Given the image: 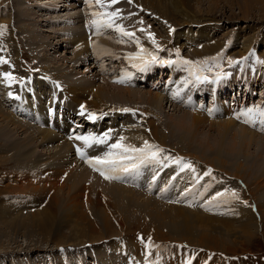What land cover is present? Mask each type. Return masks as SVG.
<instances>
[{"label":"rangeland","instance_id":"1","mask_svg":"<svg viewBox=\"0 0 264 264\" xmlns=\"http://www.w3.org/2000/svg\"><path fill=\"white\" fill-rule=\"evenodd\" d=\"M183 1L184 3H181V0L178 2L177 0H145L147 5L145 7L143 4L138 5L134 3V0L131 3L129 0H118V3L107 7L110 4V0H103L106 7L101 8L95 4V0H92V6H90L89 0H0V25L6 26L3 35H0V57H5L4 50L12 51L9 53L10 57L8 59L11 60V64L12 61L15 63V69H17L14 72L11 69L6 71L11 72L15 76L14 81L10 85L4 79L0 80V108L8 113L18 114L19 117H22L20 118L22 119L21 121L26 123L29 129L15 128L17 133L14 137L19 142L29 141L26 143L29 155L30 153L34 154L31 156L34 161L29 166L23 167L19 164L18 160L10 158L11 152L0 151V189L9 184L11 186L10 189L13 191H3L0 193V209L6 212L4 216L2 214L0 217V264H186L189 259H191V264H264V215L262 216L256 208L257 204H263L264 208V202L260 203L261 200L257 199L262 196L264 197V188L259 189L257 185L256 190L252 189L254 198L258 200L255 205V200L250 196L251 192H246L248 185L245 184L242 178L238 181L235 176H232L233 181H228L229 176L225 177V174L220 171V167H224L228 173L235 172L237 167H235L236 164L234 162H236L235 157H237L243 163V167L237 168V171L242 176H248L247 180L249 183H252L254 175L251 174V171H256V168L259 166L254 160L255 153H252L254 147L248 149L247 145H242L241 131L238 134H232L234 133L232 131L227 133L221 142L222 139L218 135L220 127L218 125L211 126V123L218 124L219 120L227 119L228 117H225V114H228L226 116H229V118L231 116L235 117L237 114L236 108L237 106L241 107L240 103H242L240 100H238L239 105L236 103V89L241 96H249L248 102L242 104L243 107L238 113L244 112L249 108H256L257 106L264 108V99L260 91H264V63H257V60L264 61V0ZM65 2L67 5L71 3L73 5L67 7L68 10L54 7V5L66 4ZM80 4L83 5L80 6ZM174 6H179L183 10L172 8ZM80 8L84 10L82 13ZM93 9L95 11L101 10V12L118 11L120 22L117 25L123 26L124 30L128 32H135V34L143 33L144 40L146 41H150L147 33H153L155 39L163 49L162 51H158L157 54L164 60H209L210 65L218 62L221 65V69L214 68L213 72L204 73L209 76L210 82L200 84L189 83V85H185L184 81L186 79L192 80L193 78L189 76L187 66L180 63L171 65L154 64L146 71L141 72L131 66L129 60L126 58L127 56L125 57V53L116 51L114 56H111L109 52L102 50L101 44L98 54H96V47H93L95 49L94 54L91 51L77 54V44L79 43L72 39L73 36L78 34L77 30H81L82 34H84V27L86 26L83 23H87V27L92 31L97 29L92 23L95 19L92 15ZM134 11L135 13L138 11L137 15H133ZM75 19L78 20L76 21ZM196 23L198 24L194 26ZM9 24L13 26L12 31L9 30L11 29ZM141 28L146 31L141 32ZM174 28L177 29L174 30ZM65 32H68L69 35H66ZM102 34L113 43L112 48L120 46L124 48L121 50H134L133 44L128 38L122 37L121 33L115 29L109 32L108 28L105 27ZM6 35H8L10 43L6 41ZM34 35L38 39L36 40V45L34 44ZM96 35L98 36L99 34L97 33ZM91 37L89 34L86 38L91 39ZM101 38L103 37L96 39V41L100 42L103 40ZM121 39L125 42L120 43ZM45 41H48V46H45ZM115 42L118 44H115ZM44 46L46 51H43L45 53L41 55V48L43 49ZM35 50L39 53L31 52H35ZM150 51L156 52L154 45H151ZM177 53H179V56H177ZM36 54L37 59L38 55L43 56L42 59H38L39 64L33 61V56ZM100 54L104 55L101 59L103 60L102 62L98 57ZM94 55L97 56L94 57ZM213 57H217V61H211L210 58ZM229 59L240 61V63L229 65ZM101 63L104 65H101ZM34 65L37 66L36 69ZM219 70H223L229 75L218 82H211L214 79V72ZM58 71L61 75L56 74ZM34 79L37 83L33 87L28 86L31 85ZM119 79H123V82H117L120 81ZM69 82L70 85L80 84L82 87L93 82L97 87L121 86L124 90L120 93H126L127 95L119 94V96H126H120L121 98L118 96L123 106L120 105L122 103L118 102L117 97L115 98L116 102L115 99L110 98L111 96L105 97L106 101L102 99V102L109 103V105L112 103V107H117L115 109H118L119 106V111H110L107 107L102 108L103 106L99 109H93L87 106V100L76 94V92L70 91L69 93L65 92L59 95L62 91L60 86L63 83L66 86ZM180 87L183 91L178 94V97L172 96V94L177 93L178 89L181 90ZM7 88L8 90L6 91ZM246 88L247 90L244 91ZM227 89L229 96L232 95L230 103L227 99L222 100V97H227L228 95V93H225ZM40 90L44 92L36 93L34 94L36 97H33L32 92H40ZM90 90L92 91V88ZM127 90H135L137 93L130 94ZM171 91H174V93ZM160 92L164 98L160 106L161 109L158 110V107H156V114H149L151 108L150 99L156 93L160 94ZM127 96L132 100L129 97L127 98ZM91 97L89 96V98ZM207 97H210L208 106L206 102ZM145 98L147 99L145 100ZM190 98L191 101L187 103V99L190 100ZM237 98L240 99L239 96ZM60 99L64 100V102H59ZM25 100L31 101L36 107L38 114L41 113V108L34 103L42 104L44 107L42 112L44 114L53 112L56 104V110L58 113L61 112V114H58L55 119H50L51 116L47 114V117L41 121L47 123L48 120H51L50 125L56 129L61 126V123L64 124L66 122L69 129V126L77 125L80 120L82 124V119H86L88 122L86 121L83 124L86 127H77L73 131H70L69 133H73L69 134L68 137L70 138L75 139L76 136H84L90 133L100 136L109 129L118 130L116 136L111 135L112 138L107 144H94L96 146L94 155L85 150L87 148L85 144H76L81 142V140L73 143L69 156L67 159L64 158L68 163L63 168L64 170L71 171L70 161L75 163L77 161V168L80 169L89 167L88 164L84 163L86 160L81 158L76 152L77 148L81 149L87 157L102 156L109 150V144L115 143L123 132H129L133 126L137 124L142 125L143 123L144 126L150 127L152 125L150 121L159 123L163 121L161 123L162 126L156 130V135L160 142L154 143L151 141L149 143L157 145L164 150L160 154L162 158L172 157L174 159L179 156V153L184 154L187 156V159L184 158V161L190 162L195 171L192 172L190 169H185L181 172L179 165L167 159H164V163L162 164L152 163L144 165L139 169L138 173L122 175H131L128 178H134L139 173L144 174L138 177V182L135 179V181L128 179L130 181L127 183L120 179H106L108 180L106 181L98 171H95L98 173V176L93 178V180L85 178L86 182L98 185V190L100 192L104 190L102 192L104 194L107 192L109 195H113L116 199L115 205L109 209H104L102 206L108 212L104 211L105 215L103 214L102 218H100V210L97 209V205L87 202L88 199L86 198L91 193L90 189L78 188L85 190V192L81 194L80 191L76 195L74 193L71 195H74L73 197H68L67 194L69 193H66V191H60V194L53 202L55 203L52 209L53 212L47 213L51 222L52 220L54 221L51 229H39L32 223V221L36 222L34 220L36 213L34 212L37 209V211H42V213L37 214L41 216L46 215L43 213V210L49 206L47 202L51 196L47 193L48 189L44 191L42 187L52 183L48 178L50 176L46 175L50 172V167L47 166L58 163L62 145H59L61 142L57 141L33 138L31 134L32 130L39 128L41 130L46 127L37 121L36 123H34L35 121H30L29 110L26 105L28 102L25 103ZM219 101H223L224 103H219ZM124 103L126 106H124ZM215 103H218V106L212 110V106ZM219 104L223 110L219 107ZM233 104L234 106L237 105L235 110L230 108ZM81 105H84L88 112H95L99 118L89 120L87 113L81 115ZM122 107L131 111L124 112L120 109ZM217 109L219 111L215 112ZM182 110H187L186 112L190 115H194L196 111L200 110L208 118L207 123L203 122L206 125H203L204 127H201L192 137L186 132H184L183 136L180 131V124H187V127L190 123L192 124L189 114L180 118ZM158 112H161V114ZM35 116L37 117V115ZM114 118L115 121L118 120L119 122L114 125H105L106 122L109 123ZM157 118L158 120H155ZM0 119L3 121L2 118ZM130 119L132 120L130 121ZM141 119H145V121L142 122ZM246 119L248 117L240 114L237 124L241 125ZM254 119L255 123L253 125L244 124L250 127L256 124L253 127V131L258 134L256 135L258 136L256 140H259L264 136V126L260 124L258 115H255ZM95 121L103 123L102 126L100 125V129L95 124ZM31 124H33V127H31ZM259 124L263 129H260ZM4 125L0 121V127ZM94 125L98 129L94 128L89 133V127L91 128ZM10 128L14 129V126ZM173 128L175 134L169 137L168 134L172 133L171 130ZM255 128H259V130ZM238 129L240 130V128ZM65 131H67V128L60 130L59 134H63ZM189 131L191 132V130ZM35 135L37 136L38 132ZM39 135L42 137L43 133ZM181 139L182 142L184 140V143L187 144L189 148L187 151L181 148L182 146L180 148L177 147ZM163 142L169 145L166 147L170 150L164 149L163 146L166 144H163ZM219 145L225 150L230 148L227 151V153L229 152V156L226 153H222V155L225 154L224 157L215 153L218 151ZM139 146L142 147L143 145ZM208 146H213V148ZM176 148L181 152L178 153ZM210 149L214 150V152ZM246 151L248 152L246 153ZM222 159L227 164H220V160ZM248 161L250 162L248 163ZM214 165L217 166L218 170ZM209 171L210 175H205ZM203 173L204 177H202ZM60 177H64V175H60ZM110 180L112 183H109ZM204 182H209V187H212L211 185L219 186H214L215 188L213 187L209 192L206 191V184ZM256 182L259 184L260 180ZM172 183L174 184L173 186L171 185ZM13 184L19 187L15 189ZM189 184L194 185L188 189L187 186ZM196 184L198 186L202 185L203 188L193 190ZM21 185L26 187L27 193L22 191ZM122 185L123 188L126 186L141 193V196L137 197V201L139 200L138 202L141 204L140 207L138 206V211L130 212L135 205L128 204L125 201L127 198L123 200L117 198L118 195H114V193L117 194L116 191ZM235 187L240 189L242 193L237 196L238 198L243 195V190L246 192V195L244 193L240 199H243V201L244 199L246 201L248 199L247 202L245 201L247 204L235 201L232 197L227 196L230 192L232 193L237 190ZM35 188H38L39 191L35 190ZM225 189L228 192L227 195L212 201V197L217 192L225 191ZM203 190L205 193H203ZM95 191L93 199L96 196ZM187 192L188 194H186ZM25 193L27 194L26 198H24ZM249 197L251 198L249 199ZM152 199L160 202L155 207L159 212L157 214L156 210H153L154 212L152 211V215L150 214V216L149 212H144L143 208L147 200L151 201ZM37 200L39 202L42 201L39 207ZM77 200L79 201L77 204L82 202L79 207L76 206L75 212H71V222L63 215V209H66V204L78 202ZM122 200L123 202H127L124 203L125 205L132 206L130 207V211L127 207V210L123 207ZM39 208L44 209L40 210ZM69 209L71 210L72 206ZM251 210L255 213V216H258L256 217L257 221L253 220L257 225H250V217H246L247 214H251ZM240 211L243 214H247L241 217ZM198 213L203 216V219L197 217ZM55 214L58 215V220L53 219ZM107 216L109 217L107 221L112 227L110 230H115V232L106 230L105 223L101 219L105 218L104 221H106ZM153 217H155L156 221ZM11 219H16V222H21L22 225L18 223L19 226L17 227L8 226L11 225ZM118 221L122 222L124 226ZM224 221H231L229 223L232 225L233 230L226 229ZM156 222L159 225L161 224L160 227L154 225ZM184 222L187 223L189 229L185 238L177 235L181 230H173L172 232L169 227H166L167 225L177 227ZM59 223L60 225H58ZM96 223L99 224L96 225ZM247 223L250 227L245 229ZM78 228H86L87 235L93 239L90 241V238H85L82 233H78ZM154 228L158 232H155ZM160 233H163L164 237ZM204 234L210 238L215 237L218 243H215V239L212 238L208 242H202ZM102 235L104 236L103 238H101ZM70 237H73L76 241L89 240V242L76 244L75 246H72L73 244L59 243L61 240L70 239ZM141 237L143 240H141ZM149 238L153 245L151 248L146 247Z\"/></svg>","mask_w":264,"mask_h":264},{"label":"bare ground","instance_id":"2","mask_svg":"<svg viewBox=\"0 0 264 264\" xmlns=\"http://www.w3.org/2000/svg\"><path fill=\"white\" fill-rule=\"evenodd\" d=\"M147 1H149V0H147ZM179 0H177V2H178ZM49 2V1H48ZM153 2V1H152ZM45 3H47V2H45ZM66 3V2H65ZM123 3H124V1H123ZM134 3H137L138 5H140V4H143V5H145V7H147V5H146V2H145V0H134ZM154 3V2H153ZM162 3V2H161ZM181 3H184V1L183 0H181ZM71 5H73L72 3L71 4H69V5H67V3L66 4H63V5H59V6H57V5H54V7H56V8H62L63 10H68V8L67 7H70ZM104 5H105V3H104ZM128 5V4H127ZM262 6H263V4H261ZM61 6V7H60ZM106 6V5H105ZM172 8H177L178 10H183L182 8H180L179 6H174V7H172ZM105 9H107V8H105ZM173 11V10H172ZM94 12V11H93ZM174 12V11H173ZM88 13V12H87ZM134 14L133 15H137V13H138V11H137V13H135V11L133 12ZM89 14V13H88ZM90 15V14H89ZM71 16H73V15H71ZM75 16V15H74ZM120 16V15H119ZM119 16L115 19V23L116 24H118L120 21H119ZM76 17V16H75ZM178 17V16H177ZM5 18V17H4ZM185 19V18H184ZM76 20V19H75ZM78 20V19H77ZM76 20V21H77ZM182 20V19H181ZM2 21V20H1ZM4 22H5V20H3ZM56 22H58V20H56ZM1 23V22H0ZM8 23V22H7ZM7 23H5V24H7ZM83 24H85V26H87V23H83ZM94 25V24H93ZM146 25V24H145ZM9 26L11 27V29H9V30H11L12 31V25L11 24H9ZM89 26V25H88ZM182 26V25H181ZM103 28V27H102ZM107 28V27H106ZM113 29H115V28H108V30H109V32H112L113 31ZM58 30H59V28H58ZM105 30V27H104V29L102 30L101 29V33H99V35L97 36V35H94V36H90L91 37V39L89 38V39H87L86 38V34L84 35V34H82V31L81 30H77V32H78V34H76L75 36H73V40H75V42H77V43H79V44H77V43H75V44H77V51H76V53L77 54H81V53H84V52H89V51H91L92 52V54H94L95 52V49L93 48V47H96V54H98L99 53V47H100V44L102 45V50H105L106 52H109V54L111 55V56H114V53L116 52V51H122V53H125V57L127 56V54H129V53H136L137 52V49L138 48H135V47H137L136 46V44L134 43V42H131L132 44H133V48H134V50H132V51H129V50H121V49H124V48H122V47H111V46H113V43L108 39H106L107 37L105 36H103V34H102V31H104ZM172 30V29H171ZM79 31H81V32H79ZM107 32V31H106ZM97 33V32H96ZM65 34L66 35H69L68 34V32H65ZM111 34H113V33H111ZM184 35H187V34H184ZM100 37H103V38H101V39H103V40H101L100 42H97L96 41V39H99ZM120 37V36H119ZM136 37H138L139 38V40H140V43H141V45L143 46V47H145V48H147V49H151V45H152V43L150 42V41H146V40H144V34L143 33H138V34H136ZM182 37H185V36H182ZM15 38V37H14ZM6 41L7 42H9V38H8V35H6ZM16 39V38H15ZM33 39H34V44L36 45V40H38L37 38H36V36L34 35V37H33ZM110 39H112V38H110ZM118 39V38H117ZM66 40V39H65ZM64 40V41H65ZM93 41V42H92ZM10 43V42H9ZM45 43V46H48V41H45L44 42ZM117 42H115V44H116ZM130 43V44H131ZM90 44V45H89ZM118 44V43H117ZM131 44V45H132ZM79 45V46H78ZM216 45H217V43H216ZM45 46L43 47V49L41 48V52L42 53H40L41 55L42 54H44L45 52H43V51H46V49H45ZM178 46V45H177ZM32 48V47H31ZM35 48H36V46H35ZM112 48V49H111ZM213 49V48H212ZM4 50V49H3ZM214 50V49H213ZM207 51V50H206ZM4 52H5V57L3 58L4 60H6L7 61V63H5V65H1L0 64V80H3V77H2V74L3 73H5L6 71H8V70H12L13 72L14 71H17V69H15L16 68V65H15V63L12 61V64L10 63L11 62V60L10 59H8L9 57H10V55H9V53L10 52H12V51H6V50H4ZM32 53H36L37 51L35 50V52H33V51H31ZM39 52H37V54H38ZM37 54L36 55H34L33 56V61L34 62H37L38 64H39V60L38 59H42L43 58V56H39L38 55V59H37ZM203 54V53H202ZM108 55V54H107ZM95 56H97V55H94V57ZM204 56V55H203ZM99 60H101L102 59V57H104V55H102V54H100L99 56ZM97 57V58H98ZM199 57V56H198ZM0 58H2V57H0ZM88 59V58H87ZM103 60H101V62H102ZM32 62V61H31ZM101 65H104L103 63H101ZM75 66H77L76 64H75ZM34 67H35V69H36V65H34ZM29 71V70H28ZM33 72V71H32ZM121 72V71H120ZM16 74V73H15ZM56 74H59V75H61V73H59V71L58 72H56ZM15 77V76H14ZM129 77V76H128ZM53 78H54V76H53ZM130 78H131V76H130ZM120 80V79H119ZM128 80H129V78H128ZM125 82V81H124ZM139 82V81H138ZM35 83H37V81L34 79V81H32V83H31V85H28V86H30V87H33L34 85H35ZM128 83V82H127ZM64 84V83H63ZM61 85L60 86V88L62 89V91H61V94L59 93V95H62V93L64 94L65 92H70V91H73V92H76V94H78V95H80L82 98H85V100H87V106H89V107H91V108H93V109H99V108H101L102 106V108H104V107H107V108H109V110L110 111H119V106H118V109H115V108H117V107H112V103L109 105V103H106V102H102V99L103 100H105L104 98L105 97H110L111 99H115L116 97V99H118V96H119V94H126V93H120V92H123V88H121V86H110V87H97V86H95V84H94V82L93 83H90V84H87V85H83V87H82V85H80V84H72V85H70V82H69V84L67 83L66 84V86L65 85ZM181 85V84H180ZM189 85V84H188ZM54 87V86H53ZM92 88V91L90 90V89ZM178 88V87H177ZM83 89V90H82ZM180 89H181V87H180ZM8 90V88L6 89V91ZM48 90H50V89H48ZM130 94H136L137 93V91H131V90H127ZM183 91V89H181V90H179L178 89V91H177V93H174V91L172 92V93H174V94H172V96L174 95V96H176V97H178V94H180L181 92ZM228 91V89L226 90V94L228 93L227 92ZM11 92H12V90H11ZM10 92V93H11ZM41 92H44V91H41L40 90V92H32V95H33V97H36L34 94H38V93H41ZM117 92V93H116ZM124 92H126V91H124ZM221 92H223V91H221ZM18 93H20V92H18ZM45 93H46V91H45ZM140 93H142V92H140ZM144 93V92H143ZM142 93V94H143ZM46 95V94H45ZM127 95V94H126ZM138 95V94H137ZM146 95V94H145ZM171 95V94H170ZM41 96V95H40ZM88 96V97H87ZM89 96H92L91 98H89ZM120 96H125V95H120ZM119 96V97H120ZM151 96V95H150ZM172 96H171V99H172ZM77 97V96H76ZM126 97V96H125ZM124 97V98H125ZM129 96H127V98H128ZM190 97V96H189ZM26 98V97H25ZM38 98V97H37ZM121 98V97H120ZM144 98V97H143ZM88 99H89V101H88ZM116 99H115V102H116ZM129 99L130 100H132L130 97H129ZM139 100H140V98H138ZM147 98H145V100H146ZM149 99H150V97H149ZM209 99H210V97H207L206 98V102H207V106H208V101H209ZM43 100V99H42ZM79 100V99H78ZM84 100V99H83ZM141 100H142V98H141ZM145 100H143V101H145ZM163 100H164V98H163V95L161 94V92H160V94H158V93H156L155 95H153V97H151V99H150V111H149V114L151 113L152 115L154 114H156V110H155V108L156 107H158L157 109L159 110V109H161L160 108V106H161V104H162V102H163ZM106 101V100H105ZM134 101V100H133ZM133 101H132V103H133ZM142 101V102H143ZM191 101V98H190V100H188L187 99V103L188 102H190ZM26 102H28V104H26L27 105V107H28V110H29V116H30V121L32 120V121H35L34 123H36V121L38 122V123H42L43 125H44V127H46V128H43V129H41L40 130V128L39 129H35V130H32V135H33V138H38V139H41V140H50V141H57V142H61L59 145H62L61 146V152H59L60 153V158H59V160H58V163H55L54 165H48L47 167H50L49 169H50V172L48 173V174H46V175H48V176H50V177H48L49 178V180L50 181H52V183L51 184H46V186L45 187H42V188H44V191H46V189H48V191H47V193H48V195H50L51 197H50V199L48 200V202H47V204H49V206L45 209V210H43L42 208H39L40 210H43V213L44 214H46V215H40V214H37V213H42V211H37V209L35 210V212L34 213H36V215L34 216V220H36V222L35 221H32V223L33 224H35L39 229H45V230H49V229H51V227H52V224L54 223V221L52 220V222H51V220H50V217L48 216V212H53L52 211V209L54 208V204L55 203H53L55 200H56V197L60 194V191H66V193H69V194H67V196L69 197V196H71L72 194H74V195H76L77 193H79L80 191H81V194L83 193V192H85V190H80V189H90V191H91V193H90V195H89V197H87L86 199H88V201L87 202H89V204H96L97 205V209H99L100 210V218H102V215L105 213L104 211H106V213L108 212V210H104V209H109L111 206H113V205H115L114 203H116V199L113 197V195H109L107 192H105V194L104 193H102L103 191H99L98 190V188H97V186L98 185H96V184H93L92 182H86L87 180L86 179H89V180H93V178H95L96 176H98L97 174L98 173H96L95 172V170L87 163V162H85L84 161V163H86V164H88V166L89 167H87V168H83V169H80V168H77V161H76V163L75 162H71L70 161V168H71V171H68V170H64L63 168L68 164L67 162H66V160H64V158L65 159H67V157L69 156V154H70V150H71V148H72V145H73V143H75V142H79V140H77V139H74V138H70V137H68L69 136V134H71V133H69L70 131H73L75 128H77V127H79V128H82V127H86V125L84 126L83 124H85L86 123V119H82L83 120V123L81 124L80 122H82L81 120L78 122V124L77 125H75V126H69V129H68V126L66 125V122L63 124V123H61V126L59 127V128H53L51 125H50V121L51 120H48V122L47 123H44V122H41V121H43V119L45 118V117H47V114H49L50 116H51V118L50 119H55L56 118V116H58V114H61V112H59L58 113V111L56 110V104H55V110L53 111V112H47L46 114H44L42 111L44 110L43 108V106H42V104L41 103H34L35 105H38L40 108H41V113L40 114H38V112H37V110H36V107L31 103V101L30 100H25V103ZM30 102V103H29ZM59 102H64V100L62 101V99H60L59 100ZM86 102V101H85ZM113 102V101H112ZM118 102H120L119 101V99H118ZM127 102H128V100H127ZM137 102V101H136ZM135 102V103H136ZM120 103H122V102H120ZM138 104H140L139 102H137ZM219 103H224L223 101H219ZM16 104V103H15ZM24 104V103H23ZM22 104V105H23ZM50 104V103H49ZM117 104H119V103H117ZM128 104V103H127ZM141 104H143V103H141ZM164 104V103H163ZM114 105H115V103H114ZM120 105H122L123 106V103L122 104H120ZM132 105V104H131ZM135 105V104H134ZM198 105H201V104H198ZM15 106V105H14ZM117 106V105H116ZM124 106H126V104L124 103ZM216 106H218V103H215L214 104V106H212V110H214L215 108H216ZM88 107V108H89ZM128 107V106H127ZM90 108V109H91ZM124 107H122V108H120L121 110L123 109ZM153 108V109H152ZM232 110H235V106H234V104L230 107ZM139 109V108H138ZM148 109V108H147ZM221 109H222V107H221ZM223 110V109H222ZM226 110V109H225ZM91 111V110H90ZM94 111H97V110H94ZM187 111V110H186ZM186 111H184V110H182L181 111V113H182V116H180V118H183V116H185V115H187L188 116V114L189 113H187ZM219 110L217 109L215 112H218ZM103 112V111H102ZM148 112V111H147ZM212 112H214V111H212ZM211 112V113H212ZM234 112V111H233ZM158 113H160L161 114V112H158ZM194 113V112H193ZM226 113V112H225ZM35 115H37V117L35 116ZM131 115V114H130ZM213 115V114H212ZM226 115H228V114H225L224 116L225 117H228L227 119H224V120H219L220 122H218V124H214V123H211V126H213V125H218L219 127H220V130L218 129V135H219V137H220V139H222L221 140V142L224 140V138L226 137V134L227 133H229V132H234V133H232V134H238L239 133V131H241L240 132V134H241V138H242V142H243V144L242 145H247V148L248 149H250V148H253L254 147V151H252V153L254 154L255 153V162L256 163H258L259 164V166L256 168L257 170L255 171V170H253V171H255V173H253V171H251L252 173V175H254L253 177L254 178H252L254 181L252 182V183H249V181L247 180V178H249L248 176H245V175H243L242 176V174L240 173V172H238L237 171V168H241V167H243V163L241 162V161H239L238 159H237V157H235L236 158V162H234L235 164H236V166L235 167H237L236 168V171L235 172H227V170H226V168H224V167H220L219 165V167L221 168L220 169V171L223 173V174H225V177L226 176H229L228 177V181L229 180H232L233 179V177L232 176H235L236 178H237V180L239 181V179L240 178H242V180L245 182V184H247L248 185V189H247V193H249L248 191H250L251 192V195L250 196H252V198H253V200H255V205L257 204V202H258V200L257 199H260L261 201H260V203H263L264 202V197L262 198V197H260V198H254V193H253V191H252V189L254 190H256L257 189V185H258V187H259V189H262V188H264V136H262L259 140H256V137H258V136H256V135H258V134H256L253 130V127L256 125H254V126H252V127H250L251 125H253L252 123H248V124H250V126H248V125H246V124H244V123H241V125H238L237 123V121L235 120V117H232L231 115V118H229V116H226ZM258 115V114H257ZM215 116V115H214ZM213 116V117H214ZM85 117V116H84ZM133 117V116H132ZM136 117V116H135ZM189 117H190V120H192V124L190 125L189 123V126L187 127L185 124H180L179 125V127H180V131H181V133H182V135L184 136V132H186L190 137H192L193 135H194V133L195 132H197L198 130H200L201 129V127H204L203 125H206V124H204V123H207L208 121H207V119L208 118H206L203 114H202V112L200 111V110H198V111H196L195 113H194V115H190L189 114ZM216 117V116H215ZM0 118H2L3 119V121L0 119V121L3 123V124H5L4 126H1L0 127V151L2 152H8L9 151V153L11 152V156H10V158H14V159H16V160H18L19 161V164L21 165V166H23V167H26V166H29V164L32 162V161H34V159L31 157L32 155H34V154H32V153H30V155H29V152H28V146H27V144L26 143H28L29 141H27V142H19L17 139H16V137H14L15 135H16V130H15V128L16 129H23V130H27V129H29V127H27V125H26V123H24L23 121H21L22 119H20V118H22V117H19L18 116V114H14V113H8V112H6V111H4V110H2L1 108H0ZM137 118V117H136ZM117 119H118V117H117ZM243 119V118H242ZM127 120V119H126ZM132 119H130V121H131ZM155 120H158V118L157 119H155ZM183 120V119H182ZM239 120V119H238ZM128 121H129V119H128ZM141 121L143 122V121H145V119H141ZM211 121V120H210ZM209 121V122H210ZM28 122V121H27ZM88 122V121H87ZM117 122H119L118 120H116L115 121V118H114V120L112 119L109 123L108 122H106L105 123V125L107 124V125H114L115 123H117ZM163 121H161V123H162ZM204 122V123H203ZM150 123L152 124V125H150V127H148L147 125L146 126H144L143 125V123H142V125L140 124H135L136 126H133V128L131 129V130H129V132H123L122 134H121V132H120V134H121V136H124V137H126V140L125 141H123L122 143H125V144H131V145H134V146H136L137 148H139V147H141V146H139V145H143V143H144V141L145 140H147L148 142H151V141H153L154 143L156 142H160L159 141V139H158V137H157V135H156V130L157 129H159L162 125H161V123H159V122H156V121H150ZM179 123V122H178ZM259 123V122H258ZM95 124L97 125V127L99 126V129H100V125L102 126L103 125V123H101V122H99V123H97V121H95ZM33 124H31V127H33L32 126ZM96 125H94V126H91V128L89 127V133L90 132H92V130L96 127ZM11 126H14V129H11L10 127ZM39 127V126H38ZM259 127H261L260 129H263V127L262 126H260V124H259ZM67 128V131H65V132H63V134H59V132H60V130H62V129H66ZM238 128H240V130L238 129ZM95 129H98V128H95ZM256 130H259V128H255ZM77 130V129H76ZM178 130V129H177ZM189 130H191V132L189 131ZM193 130V131H192ZM108 131H111V135L112 136H116V133H117V131L118 130H114V129H109ZM116 131V132H115ZM120 131V130H119ZM159 131V130H158ZM157 131V132H158ZM38 132V135L36 136L35 134ZM171 134H168V136L169 137H172L171 135H174L175 133H174V128H173V130H171ZM179 132V131H178ZM40 133H43V136L42 137H40ZM185 133V134H186ZM73 134V133H72ZM78 134V133H77ZM91 134V133H90ZM165 134V133H164ZM75 135V134H74ZM96 135V134H95ZM259 135H261V134H259ZM98 136V135H97ZM163 136V135H162ZM178 137V136H177ZM120 138V137H119ZM179 138V137H178ZM158 139V140H157ZM174 139H175V137H174ZM181 141V142H180ZM188 141V140H187ZM166 142V141H165ZM185 141L183 140V142H182V139L181 140H179V144H177V147H181V148H183L185 151H187L189 148H188V146H187V144H185L184 143ZM189 142V141H188ZM204 142V141H203ZM240 143H241V141H240ZM76 144H84V142L83 141H81V142H79V143H76ZM163 144H166V143H164L163 142ZM176 144V143H175ZM58 145V146H59ZM242 145L240 144V146L242 147ZM86 146V145H85ZM85 146H83V147H85ZM166 146H169V145H165V146H163L164 147V149H167V147ZM199 146V145H198ZM239 146V147H240ZM87 147V146H86ZM85 147V148H86ZM190 147V146H189ZM208 147H210V148H213V146H208ZM231 148H232V146H231ZM236 148V147H235ZM175 149V148H174ZM230 149V148H229ZM228 149V150H229ZM237 149V148H236ZM15 150V151H14ZM85 150H87V152L88 153H92L91 155H94V153H95V150H96V146H92V147H87ZM167 150H170V149H167ZM211 151H213L214 152V150H212V149H210ZM228 150H225V149H223L222 148V146H218V151L217 152H215V153H218V155H222V153H226L227 155H228V153H227V151ZM239 150V149H238ZM247 150V149H246ZM176 151L179 153V152H181L178 148H176ZM184 151V152H185ZM77 152V151H76ZM240 152V151H239ZM248 151H246V153H247ZM64 153V154H63ZM231 153L232 154H234L233 153V151H231ZM252 154V155H253ZM29 155V156H28ZM226 155V156H227ZM250 155V154H249ZM58 156V155H57ZM179 156H181L182 158H185V159H187V156H185L184 154H182V153H179ZM189 156H191V155H189ZM223 157L225 156V154L224 155H222ZM229 156V155H228ZM237 156H238V154H237ZM247 156H248V154H247ZM78 158V157H77ZM77 158H75V159H77ZM228 158V157H227ZM234 158V159H235ZM242 158V157H241ZM250 158V157H249ZM62 159V160H61ZM229 159H231V158H229ZM227 160V159H226ZM231 160H233V159H231ZM230 160V161H231ZM242 160H244V159H242ZM79 162H80V160H78ZM188 161V160H187ZM53 162H55V161H53ZM247 162V161H246ZM250 161H248V163H249ZM254 162V163H255ZM227 164V162L226 161H224V159H222V160H220V164ZM24 164V165H23ZM149 164H152V163H149ZM216 168H217V166L216 165H214ZM69 168V169H70ZM224 170H223V169ZM255 168V167H254ZM72 169H75V170H72ZM93 169V170H92ZM62 170V171H61ZM172 170V169H171ZM189 170V169H188ZM217 170H218V168H217ZM49 171V170H48ZM144 171V170H143ZM189 172V171H188ZM193 172V171H192ZM231 173V174H230ZM193 174V173H192ZM233 174V175H232ZM60 175H64V177H60ZM100 175V174H99ZM140 175H144V174H141V173H139V174H137V176H134V178H128V177H130L131 175H127V176H123V177H125V179L126 180H128V179H132L133 181H137V179H138V177L140 176ZM149 175V174H148ZM183 175V174H182ZM249 175H250V173H249ZM22 176V175H21ZM101 176V175H100ZM99 176V177H100ZM186 176V175H185ZM104 180H106L103 176H101ZM154 177V176H153ZM167 177H169V176H167ZM202 177H204V173H203V175H202ZM234 177V178H235ZM86 178V179H85ZM160 178V177H159ZM158 178V180H160ZM97 179V178H96ZM95 179V180H96ZM135 179V180H134ZM149 179V178H148ZM188 180V179H187ZM194 180V179H193ZM260 180V183L258 184V182H256V181H259ZM106 181H108V180H106ZM128 181H130V180H128ZM164 181V180H163ZM190 181H192V180H190ZM209 181V180H208ZM233 181V180H232ZM138 182V181H137ZM109 183H112L111 182V180L109 181ZM195 183V182H194ZM206 185V191H209L210 192V190H212V188L215 186V187H217V186H219V185H211L212 187H209L208 185L210 184L209 182H204ZM226 183V182H225ZM234 183V182H233ZM237 183V182H236ZM21 184V183H20ZM19 184V185H20ZM90 184H92V185H90ZM104 184V183H103ZM102 184V185H103ZM106 184H107V182H106ZM221 184V183H220ZM228 184V183H227ZM263 184V185H262ZM138 185V184H137ZM172 186L174 185L173 183L171 184ZM192 185H194V184H189L187 187H188V189H190V187L192 186ZM204 185V184H203ZM226 185V184H225ZM231 185V184H230ZM13 186L15 187V189H16V187H19L18 185H14L13 184ZM22 186V185H21ZM105 186V185H104ZM109 186V185H108ZM112 186H113V184H112ZM116 186V185H115ZM114 186V187H115ZM121 186V185H120ZM176 186V185H175ZM177 186H178V184H177ZM224 186V185H223ZM228 186V185H227ZM29 187V186H28ZM35 187H36V185H35ZM75 187L77 188L76 190H75ZM186 187V188H187ZM214 187V188H215ZM222 187V186H221ZM229 187V186H228ZM11 186L9 185V184H6L3 188H1L0 189V193L1 192H3V191H9V192H13L11 189ZM39 188V187H38ZM38 188H35V190H37V191H39L38 190ZM66 188V189H65ZM78 188H80V189H78ZM95 188H96V191H95ZM176 188V187H175ZM197 188H203V186L201 185V186H198L197 184H196V186L193 188V190L195 189H197ZM223 188V187H222ZM237 190H235V193L237 194V196L241 193V191H240V189H238L237 187H235ZM239 188H240V186H239ZM41 189V188H40ZM57 189H59L58 191H57ZM117 189H118V187H117ZM218 189H220V188H218ZM232 189V188H231ZM34 190V191H35ZM205 190V189H204ZM204 190H203V193H205L204 192ZM226 190V189H225ZM264 190V189H263ZM16 191V190H15ZM22 191H24V192H26L27 191V189H26V187L23 185L22 186ZM94 191H95V193H96V196H95V199H93L94 198V196H93V193H94ZM224 191V190H223ZM222 191V192H223ZM229 191V190H228ZM148 192V191H147ZM182 192V191H181ZM180 192V193H181ZM230 192V191H229ZM246 192L243 190V195H244V193H245V195H246ZM27 193V192H26ZM25 193V195H24V198H26V196H27V194ZM116 193L117 194H115L114 193V195L115 196H117L118 195V197L117 198H121V199H123V200H125L126 198V200L125 201H127L128 202V204L130 203L132 206H134L133 207V210L132 211H130V207H132V206H127V205H125L124 203H127V202H123V200H122V202H123V207L124 208H128V210L130 211V212H136V211H138V206L140 207L141 206V204H140V202H138L137 201V197H139V196H141V193L140 192H137V191H135V190H132V188H129V187H126V186H124V188H123V185H122V187L121 188H119L117 191H116ZM164 193V192H163ZM162 193V194H163ZM190 193V192H189ZM22 194V193H21ZM89 194V193H88ZM112 194V193H111ZM186 194H188V192L186 193ZM242 194V193H241ZM240 194V195H241ZM2 195V194H1ZM73 195V196H74ZM79 195V194H78ZM87 195V194H86ZM242 195V196H243ZM63 196V195H62ZM73 196H71V197H73ZM125 196H127V197H125ZM180 196H181V194H180ZM228 197H232V195H231V192L227 195ZM241 196V197H242ZM86 197V196H85ZM199 197V196H198ZM240 197V198H241ZM247 197V196H246ZM83 198V197H82ZM147 198V197H146ZM196 198V197H195ZM233 198V197H232ZM240 198H233V199H235V201H240V202H245L246 200L244 199V201H243V199H240ZM245 198V197H244ZM251 197H249V199H250ZM143 199V198H142ZM51 200V201H50ZM68 200H69V198H68ZM149 200V199H148ZM147 200V203L145 204V206H144V212H149V215L151 214L152 215V211L154 210H156V208L155 207H157L158 205H159V201H156V200H154V199H152L151 201H148ZM38 201V200H37ZM78 201V200H77ZM247 201H248V199H247ZM246 201V202H247ZM60 202V201H59ZM69 202H71V201H69ZM82 202V201H81ZM81 202H80V204H81ZM86 202V203H87ZM120 202V201H119ZM145 202V201H144ZM245 202V203H246ZM41 203H42V201H38V207L41 205ZM67 203V202H66ZM77 203H79V201L78 202H72V203H70V204H66V209H63V211H64V214L63 215H65L66 216V218H67V220H70L71 221V212H75L76 211V206H80V204H77ZM46 204V205H47ZM247 204V203H246ZM62 205V204H61ZM59 206V205H58ZM72 206V209L70 210L69 208ZM82 207H83V205H81ZM90 206V205H89ZM102 206L104 207V209L102 208ZM91 207H92V205H91ZM115 207V206H114ZM262 207V208H261ZM90 208V207H89ZM92 208H94V207H92ZM127 208H126V210H127ZM233 208V207H232ZM256 208H257V211H260V213H261V215L263 216L264 215V208H263V204H257V206H256ZM112 209V208H111ZM254 209V208H253ZM59 210V209H58ZM67 210V211H66ZM113 211V210H112ZM123 211H125V210H123ZM153 211V212H154ZM141 212H143L142 210H141ZM158 210H156V213L158 214ZM66 213H67V215H66ZM114 213V212H113ZM2 214H3V216H4V214H6V212L4 211H2L1 209H0V217L2 216ZM74 214V213H73ZM116 214H118V213H116ZM240 215H242L241 217H243V216H245L247 213H244L243 214V212L242 211H240V213H239ZM105 215V214H104ZM135 215V214H134ZM150 215V216H151ZM233 215V214H232ZM99 216V215H98ZM120 217V216H119ZM198 218H200V219H203V216L201 215V214H199L198 213V216H197ZM246 217H250V225H253V224H256L257 225V223H255L253 220H255V221H257V218L256 217H258V216H255V213H253L252 212V210H251V214H247V216ZM22 218V217H21ZM108 216H107V218H106V221H104L105 220V218H103V219H101L102 220V222H104L105 223V226H106V230L107 231H114L115 232V230H110V228H112L111 227V225L108 223ZM208 218H210V217H208ZM53 219L54 220H58V215L57 214H55L54 215V217H53ZM153 219L155 220V217H153ZM228 219V218H227ZM260 219V218H259ZM12 220V219H11ZM64 220V219H63ZM66 221V220H65ZM64 221V222H65ZM122 221V220H121ZM156 221V220H155ZM63 222V223H64ZM69 222V221H68ZM72 222V221H71ZM119 222V221H118ZM231 223V221H224L223 223H224V227L226 228V229H229V230H233L232 229V225L230 224ZM260 222H261V220H260ZM18 223H20V225H22V223L21 222H16V219H13L11 222H10V224L11 225H8V226H15V227H17V226H19L18 225ZM63 223H61V224H63ZM65 223H67V222H65ZM100 223H101V221H100ZM119 223H121L122 225H123V223L122 222H119ZM259 223V222H258ZM97 224H99V223H96V225ZM152 224H154V223H152ZM248 223L246 224L247 226L245 227V229L246 228H248V227H250V225H249ZM58 225H60V223L58 224ZM65 225V224H64ZM113 225V224H112ZM156 227L157 226H159L160 227V225H159V223L158 222H156V224H154ZM76 226H77V223H76ZM124 226V225H123ZM166 227H169L170 229H171V231L173 232V230H181V232L179 233V234H177V232H176V234L178 235V236H182L183 238H185L186 237V234L189 232V229H188V227H187V223L186 222H184L183 224H180V225H178L177 227L176 226H173V225H167ZM222 228V227H221ZM9 229V228H8ZM79 229V228H78ZM235 229V228H234ZM154 231L155 232H158V230L156 231V229L154 228ZM244 231V230H243ZM117 232V231H116ZM154 232V233H155ZM78 233H82L83 235H84V237L85 238H90V241L93 239L91 236H88L87 235V230H86V228H81V229H79V231H78ZM118 233V232H117ZM182 233V234H181ZM160 235H162L163 237H164V234L163 233H160ZM117 236V235H116ZM104 236L102 235V237L101 238H103ZM173 238H177V237H173ZM180 238V237H179ZM182 238V239H183ZM212 239H215V237H211ZM211 238L209 237V236H207V235H203V237H202V242H208V241H210L211 240ZM200 241V242H201ZM84 242H89V240L88 241H82V242H80V241H76L73 237H70V239H68V240H61V241H59V243L60 244H73L72 246H75L76 244H82V243H84ZM214 242L216 243H218V240H214ZM61 246V245H60ZM66 247V246H65ZM57 248V247H56ZM136 248H138L137 246H136ZM2 253V252H1ZM143 253V252H142ZM2 255V254H1Z\"/></svg>","mask_w":264,"mask_h":264},{"label":"snow or ice","instance_id":"3","mask_svg":"<svg viewBox=\"0 0 264 264\" xmlns=\"http://www.w3.org/2000/svg\"><path fill=\"white\" fill-rule=\"evenodd\" d=\"M131 3L132 0H129ZM118 3V0H110V4L107 5V7H111V5H114ZM90 6H92V0H89ZM95 4L100 6L101 8L106 7L104 5L103 0H95ZM93 17L95 19L92 21V23L97 28V32H99V29L101 27H107V28H115L116 31L121 33L122 37H127L130 42H134L138 48V51L136 53H129L127 54V59L129 60V63L133 68H136L138 71H146L148 68H150L154 64H183L187 66V71L190 77H192V80L186 79L184 81L185 85L189 83H205L210 82V78L208 75H205V72H213V69H221V65L216 62L212 65H210L209 60H203V61H191V60H164L162 59L157 52L162 51L161 45L157 42L155 39V36L153 33H147L148 39L152 43V45L155 46L156 52L150 51L149 49L143 47L140 43V40L138 37H136L135 32H128L125 31L123 26L115 24V19L119 16V12H96L94 11L92 13ZM142 23V21H141ZM6 29L5 25H0V35H3L4 30ZM141 32H145L146 30L141 28ZM120 43H124L125 41L121 39L119 41ZM177 56H179V53H177ZM211 61H217V57L210 58ZM247 59V58H245ZM7 63L6 60L3 58H0V64ZM240 63V61L236 60H228L229 65ZM257 63H264V61L257 60ZM130 75V74H127ZM229 75L228 73L224 72L223 70L215 71L214 72V79L211 82H218L225 76ZM3 79L8 82L10 85L15 77L12 75L11 72H5L3 73ZM117 82H123V79ZM11 95V93H10ZM124 112L131 111L130 109H122ZM87 113V118L89 120H96L99 117L95 112H88L86 107L84 105H81V115H85ZM259 116V122L262 126H264V108H261L257 106L256 108H249L246 109L243 115L248 117L244 122L245 123H255L254 116ZM239 118V117H238ZM111 131L104 132L102 135L97 136L95 134H88L84 136H76L75 139L81 140L84 142V144L87 147H92L94 144L100 145V144H107L109 140H111ZM126 140V137L121 136L119 140H117L115 143L108 145V151L105 152L102 156H95V157H87L81 149L77 148V153L81 156V158L85 159L86 162L95 170L98 171L105 179H121L122 175L125 174H132V173H138L139 169L147 165L149 163H158L162 164L164 163V159L171 160L175 164L180 166V171H184L185 169H190L193 172L195 171V168L192 166L190 162H185L184 158L182 157H175L174 159L172 157H166L162 158L160 154L164 151L163 149L159 148V146L150 144L147 140L144 141L143 146L137 148L134 145L131 144H125L122 143ZM205 175H210V171L206 172ZM228 192L225 190L224 192H217L215 196L212 197V201H215L217 198L223 197L227 195ZM233 198H237V194L235 192L231 193ZM211 203V201H209ZM141 240L143 238L141 237ZM152 242L149 238V241L146 245V247L151 248ZM186 264H191V259H189Z\"/></svg>","mask_w":264,"mask_h":264}]
</instances>
